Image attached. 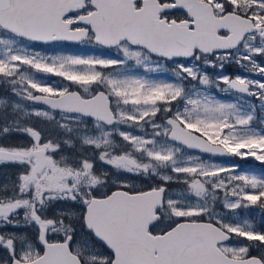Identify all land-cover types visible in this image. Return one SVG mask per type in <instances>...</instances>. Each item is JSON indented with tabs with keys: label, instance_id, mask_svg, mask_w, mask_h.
Listing matches in <instances>:
<instances>
[{
	"label": "snow or ice",
	"instance_id": "obj_1",
	"mask_svg": "<svg viewBox=\"0 0 264 264\" xmlns=\"http://www.w3.org/2000/svg\"><path fill=\"white\" fill-rule=\"evenodd\" d=\"M0 84V264H264V0H0Z\"/></svg>",
	"mask_w": 264,
	"mask_h": 264
},
{
	"label": "rangeland",
	"instance_id": "obj_2",
	"mask_svg": "<svg viewBox=\"0 0 264 264\" xmlns=\"http://www.w3.org/2000/svg\"><path fill=\"white\" fill-rule=\"evenodd\" d=\"M36 50L40 51L42 54H46L49 56H54L58 54H71V55H79L84 57H104V58H115L117 56V52L114 49H105L98 45L94 44H80L77 46H69V45H63V44H56V45H50V46H41L36 45ZM168 67L171 66L168 64ZM132 72L134 74L144 75L143 69L136 68L135 66L132 67ZM39 76V74H37ZM152 76L153 78H159V79H171V73H154V74H148ZM42 79H45L49 84H55L57 86L61 85L63 82L61 81V78L55 77V76H47V77H40ZM1 87H4L8 90L7 85L0 84ZM5 94L0 92V96H3ZM13 99H18L16 97H12ZM227 101V100H225ZM27 103V102H25ZM258 127V126H254ZM151 131V129H149ZM139 134V133H138ZM207 158V157H206ZM213 162H215L218 165H224V166H238L236 168V171L238 173H248V174H254L256 176H264V163H261L260 161H256L254 157L248 156V157H235L232 160H218L211 158ZM137 186H140V181H136ZM175 186L173 185V191H179L180 189H175ZM216 210L220 212L221 214L231 215L234 218H232L236 222H242L243 220L247 219L250 221L252 219L251 216H256L255 219H257L261 224H264V210L260 209L258 206H252L250 208H241L235 210L234 213L228 212L222 207V204H218Z\"/></svg>",
	"mask_w": 264,
	"mask_h": 264
},
{
	"label": "flooded vegetation",
	"instance_id": "obj_3",
	"mask_svg": "<svg viewBox=\"0 0 264 264\" xmlns=\"http://www.w3.org/2000/svg\"><path fill=\"white\" fill-rule=\"evenodd\" d=\"M63 45L77 46V45H80V44H76V45L63 44ZM208 72L213 77H215V75H219L220 74L218 69H216V70L208 69ZM224 73L225 74H228L230 76H235V75H238V74H242V75H251L253 78H258V77H256L255 74L248 73L246 69H242V68H240L238 65H236L234 63L233 64H227V65H225ZM213 91L222 100H227V101H232V102H235V100H236V97L233 96V95L224 94V93H217L215 90H213ZM0 92L3 93V94H5V93L8 92V90L6 88H4V87H1L0 88ZM245 99L247 100V102L249 104H253L256 107L257 119H255L252 122L253 123V126L264 127V125H261L260 124V121H259V117L264 116V113H262L260 111V101L257 98H254V97H246ZM214 159H216V158H214ZM218 160H220V159H218ZM175 189H180V187H175ZM227 216L229 217V219L234 218L231 215H227ZM256 216H251L252 219H250V222L254 223L256 227H260L262 224L257 219H255Z\"/></svg>",
	"mask_w": 264,
	"mask_h": 264
},
{
	"label": "water",
	"instance_id": "obj_4",
	"mask_svg": "<svg viewBox=\"0 0 264 264\" xmlns=\"http://www.w3.org/2000/svg\"><path fill=\"white\" fill-rule=\"evenodd\" d=\"M60 43H70V44H76L74 42H60ZM215 157H218V158H230L232 156H215Z\"/></svg>",
	"mask_w": 264,
	"mask_h": 264
},
{
	"label": "trees",
	"instance_id": "obj_5",
	"mask_svg": "<svg viewBox=\"0 0 264 264\" xmlns=\"http://www.w3.org/2000/svg\"><path fill=\"white\" fill-rule=\"evenodd\" d=\"M0 88H1V86H0Z\"/></svg>",
	"mask_w": 264,
	"mask_h": 264
}]
</instances>
